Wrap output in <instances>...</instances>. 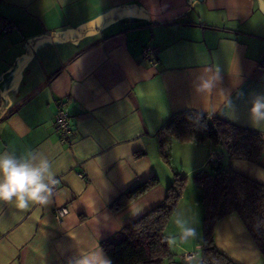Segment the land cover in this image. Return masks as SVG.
<instances>
[{"label":"crops","instance_id":"obj_1","mask_svg":"<svg viewBox=\"0 0 264 264\" xmlns=\"http://www.w3.org/2000/svg\"><path fill=\"white\" fill-rule=\"evenodd\" d=\"M0 21L12 26L0 31V154L38 151L56 180L47 205L0 201V264L75 263L94 253L109 261L100 241L161 202L175 177L158 132L176 112L206 113L264 138V123L248 111L264 94V0H0ZM204 81L214 87L198 88ZM58 103L73 131L67 143L53 125ZM210 148L173 141L171 163L193 174L207 166ZM223 162L264 183V153L259 165L226 154ZM154 175L157 186L110 209ZM197 195L186 185L166 225L168 238L188 237L168 264H197L202 230L186 236L177 222L194 218L197 230ZM58 205L68 207L60 220ZM214 241L236 264L262 260L236 214L217 222ZM189 251L196 256L177 257Z\"/></svg>","mask_w":264,"mask_h":264},{"label":"trees","instance_id":"obj_2","mask_svg":"<svg viewBox=\"0 0 264 264\" xmlns=\"http://www.w3.org/2000/svg\"><path fill=\"white\" fill-rule=\"evenodd\" d=\"M264 68V54L259 59ZM160 155L171 165L173 141L210 144L231 160L259 165L264 138L255 131L216 116L197 111L174 113L158 132ZM165 198L141 216L126 223L116 233L100 241L110 264H168L176 259L165 228L187 184L185 176L174 173ZM198 188L197 201L203 206L202 240L197 264H236L215 244L214 228L219 220L236 214L264 259V183L231 169L222 161L207 163L192 174ZM156 175L122 191L110 203L117 212L157 186ZM63 264H75L66 261Z\"/></svg>","mask_w":264,"mask_h":264},{"label":"clouds","instance_id":"obj_3","mask_svg":"<svg viewBox=\"0 0 264 264\" xmlns=\"http://www.w3.org/2000/svg\"><path fill=\"white\" fill-rule=\"evenodd\" d=\"M198 88L211 90L214 83L204 81ZM251 119L264 123V94L254 95L248 109ZM56 180L49 159L38 151H29L24 156L4 152L0 154V201L15 203L21 210H26L31 204L47 205L53 196V186ZM186 236L195 237V228H188ZM75 264H110L100 254L80 258Z\"/></svg>","mask_w":264,"mask_h":264},{"label":"built area","instance_id":"obj_4","mask_svg":"<svg viewBox=\"0 0 264 264\" xmlns=\"http://www.w3.org/2000/svg\"><path fill=\"white\" fill-rule=\"evenodd\" d=\"M12 30V26L9 23L0 21V31L1 32H10ZM142 58L148 59L150 58L149 48H144L142 51ZM53 125L55 130L57 131L59 140L62 143H67L73 134L71 123L69 120V115L62 103H58L56 112L54 114ZM223 154L220 150L215 148H210L208 153L207 163L215 166L222 161ZM56 190V186H53V191ZM68 213V207L66 205H58L54 207V214L58 220L64 217ZM197 252H184L178 254L177 257L179 259H184L187 257H195Z\"/></svg>","mask_w":264,"mask_h":264},{"label":"rangeland","instance_id":"obj_5","mask_svg":"<svg viewBox=\"0 0 264 264\" xmlns=\"http://www.w3.org/2000/svg\"><path fill=\"white\" fill-rule=\"evenodd\" d=\"M223 155H225L224 151H223ZM171 166H172L171 168L173 170H175V172H178L180 175L183 174L186 177V179H187V181H186L187 184L186 185L187 186L190 185L191 191L197 190L196 185H195V183L192 180V174L188 171L186 166H183L180 163L175 162L174 160L172 161ZM202 208H203V206H202ZM178 215L179 214H177V216ZM177 216H175V217H177ZM190 219L191 218H189V217H184L182 219L178 218L177 222L178 223L180 222V225L186 227L187 229L191 227V228H195V230H196V225L194 224V221H196V220L194 218H192V222H191ZM201 222H202V218L198 217V219H197V230H196L197 233H200L201 230H202ZM198 225H199V227H198ZM169 239L173 243V244H171V247L175 248L177 242H179V243L182 242V241L187 242L188 237H185V236H182V235H174V236H170ZM201 240L202 239H200V241ZM258 264H264V259L259 260Z\"/></svg>","mask_w":264,"mask_h":264}]
</instances>
